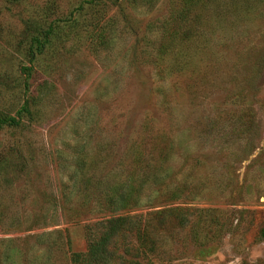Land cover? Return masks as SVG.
Returning <instances> with one entry per match:
<instances>
[{"label": "rangeland", "instance_id": "374dc122", "mask_svg": "<svg viewBox=\"0 0 264 264\" xmlns=\"http://www.w3.org/2000/svg\"><path fill=\"white\" fill-rule=\"evenodd\" d=\"M1 114L0 264H264V0H0Z\"/></svg>", "mask_w": 264, "mask_h": 264}, {"label": "trees", "instance_id": "16d2710c", "mask_svg": "<svg viewBox=\"0 0 264 264\" xmlns=\"http://www.w3.org/2000/svg\"><path fill=\"white\" fill-rule=\"evenodd\" d=\"M17 117H9L5 115H0V127H3L7 124H12L16 122ZM126 204V203H125ZM99 251H93V255L98 253Z\"/></svg>", "mask_w": 264, "mask_h": 264}]
</instances>
